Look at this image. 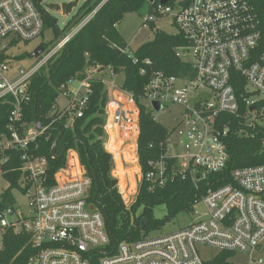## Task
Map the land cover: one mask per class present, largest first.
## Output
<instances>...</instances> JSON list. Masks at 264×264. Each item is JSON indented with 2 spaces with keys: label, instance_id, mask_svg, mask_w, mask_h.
Here are the masks:
<instances>
[{
  "label": "built area",
  "instance_id": "2783aa9c",
  "mask_svg": "<svg viewBox=\"0 0 264 264\" xmlns=\"http://www.w3.org/2000/svg\"><path fill=\"white\" fill-rule=\"evenodd\" d=\"M157 1L142 16V24L170 17L186 41L176 48V56L190 69L176 76L153 69L150 60L142 62L140 74L148 79L140 102L153 120L152 111L170 104L181 109L177 124L165 127L161 153L147 162V171L142 172L138 155L139 105L123 88L124 77L116 82L119 73L109 67H90L83 78L62 85L68 102L62 109L55 106L59 113L49 124L67 115L65 127H69L81 117L92 92L91 81L99 80L106 98L104 149L112 156V174L117 166L122 174L132 169L139 181L163 185L180 178L198 189L209 173L225 168L224 138L229 132L242 135L264 129V108L257 106L264 99V10H259V0H182L177 7L168 0ZM94 13L13 77L6 74L7 60H0V102L11 104L7 132L0 134V173L7 153L20 151L19 190L26 199L24 205L14 200L0 208V249L10 231L28 236L34 253L27 264H93L95 260L98 264H206L220 252L231 254L229 264H239L232 261L235 255H244L245 264H264V164L235 169L231 182L207 187L193 204L202 202L205 210L202 215L192 213L188 225L157 235L142 233L138 239L110 247L103 215L89 201L90 179L75 152L67 151L65 164L52 176L47 173V158L30 152L31 143L48 128L20 122L30 80ZM43 29L32 0H0V53L5 54L13 41L31 43ZM236 76L245 85L240 96L235 91ZM202 247L214 249L215 255L202 259Z\"/></svg>",
  "mask_w": 264,
  "mask_h": 264
},
{
  "label": "trees",
  "instance_id": "16d2710c",
  "mask_svg": "<svg viewBox=\"0 0 264 264\" xmlns=\"http://www.w3.org/2000/svg\"><path fill=\"white\" fill-rule=\"evenodd\" d=\"M37 6L44 24V29L52 28L54 45L71 32L84 18L95 10L94 15L87 21L64 45L59 53L41 67L31 78L28 91L29 100L23 107L21 124L25 126L38 122L48 128L30 145L34 155L45 156L48 160L47 173L52 176L66 162L68 150L74 151L84 174L90 179L89 201L98 208L104 218L110 237V247L121 241H131L140 238L152 228L160 227L166 219H173L183 211H189L207 187H215L231 182V173L235 169L264 164V129H256L252 133L237 135L229 132L225 136L228 154L225 168L217 173H209L207 180L196 189L190 181L180 178L167 180L163 185L152 184L142 179L137 187L133 203L127 207L118 189V180L112 175V156L104 149L105 136L104 104L105 93L99 80L91 81V94L81 117H75L69 127H65L67 115L49 124L59 112L54 111L56 99L62 94L61 86L71 79H81L85 70L99 66L100 69L111 68L115 73L124 74L123 88L130 91L139 105V136L138 155L142 172L148 169L147 162L155 159L161 153L159 143L166 136L165 127L157 123L140 102L147 75L140 74L144 60H150L153 69L162 70L170 75L186 74L189 65L176 56V48L186 44L180 33L167 34L155 31L153 38L129 53L126 43L118 33L116 26L127 12L140 13L151 11L158 1L147 0H85L80 11L73 15L62 29L56 27L57 19L42 5L43 0H32ZM74 1L49 4L52 10L69 13L76 5ZM173 0H168L171 4ZM257 6L264 10V0H259ZM153 26L154 22L149 23ZM43 34V33H42ZM52 42V41H51ZM49 42V43H51ZM13 41L9 46L17 45ZM44 49L50 46L41 42ZM22 54L20 57H25ZM5 59L4 52L0 60ZM134 59L137 61L135 62ZM148 69V67L146 66ZM237 79V82H236ZM235 91L238 96L243 92L244 81L235 77ZM258 107L264 108V99L257 102ZM9 102H0V134L6 133ZM35 114V118H34ZM250 132V131H249ZM56 144L55 156L50 154L53 144ZM21 152L11 150L7 153L8 161L1 165L2 176L8 181L7 189L0 193V208L14 203L12 188H20ZM72 157V162L75 163ZM164 205L166 216L156 219L152 215L153 207ZM139 210V211H138ZM147 218L146 225L140 226L141 219ZM34 249L29 244L26 234H14L8 231L3 238L0 249V264H27ZM229 252H220L206 264H229ZM97 258V256H96ZM93 264H98L95 260Z\"/></svg>",
  "mask_w": 264,
  "mask_h": 264
},
{
  "label": "rangeland",
  "instance_id": "374dc122",
  "mask_svg": "<svg viewBox=\"0 0 264 264\" xmlns=\"http://www.w3.org/2000/svg\"><path fill=\"white\" fill-rule=\"evenodd\" d=\"M74 1V0H43V4L46 9L53 15L56 21V27L62 29L64 25L71 20L74 14L80 11L82 4L85 0H77L75 2V6L71 9L69 13H63L61 10H52L49 8V4L56 3L61 5L62 3ZM182 0H173L174 7L178 6V3ZM146 13L145 10L140 13L127 12L124 14L122 20L117 24L116 29L118 33L121 35L123 41L127 45V51L133 52L142 44L150 41L155 31H162L167 34H176L177 27L173 20L170 17H162L154 22L153 26H149V24H142V16ZM54 32L52 28L43 30V34L33 40L29 44L19 43L15 46H8L5 51V60H7L9 64V71L6 73L8 77H13V74L16 73L19 69L28 68L33 64L34 59H30L27 56L20 57L22 54L30 53L36 46H38L41 42L54 45ZM52 41V42H51ZM51 42V43H49ZM124 74L123 72L117 74L115 76V81L121 83L123 80ZM75 83L68 86H74ZM67 99L63 95V93L59 94L56 99V109H62L67 105ZM181 109L177 105L170 104L165 106V108L161 111H152L154 120L166 128H173L177 124V120L179 119ZM76 154V153H74ZM77 155V154H76ZM78 157V156H77ZM68 158L70 159V155L68 154ZM131 169V168H130ZM132 170V169H131ZM125 171L124 174L119 171V167L116 166L114 169V173L112 174L117 178L119 187V191L121 192L123 199H125L124 203L127 207H129L133 200L135 199V195L137 193V187L139 184L138 176H134L133 170ZM132 173V174H131ZM123 177V178H121ZM9 186L8 181L2 176L0 173V193L7 189ZM126 191V192H125ZM11 193L13 194L14 200L20 205H24L26 203V199L23 196L22 192L18 188H12ZM205 210V207L202 202H198L195 204L189 211H183L177 214L173 219H166L160 227L152 228L148 231L149 235H157L159 233L171 232L180 227H184L188 225L192 220V213H199L202 215ZM139 211V210H138ZM152 215L156 219H164L166 216V209L164 205H157L152 209ZM216 251L214 249H210L207 247H202L200 249L201 258L206 260L214 256ZM233 263L245 264L246 257L244 255H235L232 258Z\"/></svg>",
  "mask_w": 264,
  "mask_h": 264
},
{
  "label": "water",
  "instance_id": "95a60500",
  "mask_svg": "<svg viewBox=\"0 0 264 264\" xmlns=\"http://www.w3.org/2000/svg\"><path fill=\"white\" fill-rule=\"evenodd\" d=\"M147 1L148 2H153L154 0H147ZM166 2H167V0H160L161 4H166ZM43 50H44L43 46L42 45H38L30 53L26 54V56L28 58H30V59H33V58L37 57L38 55H40L43 52ZM154 105H155L156 110H158L159 109L158 104L155 103ZM34 118H35V114H34ZM35 125L38 126V127L40 126L38 124V122H36V120H35ZM55 151H56V144L54 143L52 148H51V151H50V154H51L52 157L55 156ZM168 220H170V219H168ZM146 222H147V218H145V217L142 218L140 226L144 227L146 225Z\"/></svg>",
  "mask_w": 264,
  "mask_h": 264
},
{
  "label": "crops",
  "instance_id": "0c3cea01",
  "mask_svg": "<svg viewBox=\"0 0 264 264\" xmlns=\"http://www.w3.org/2000/svg\"><path fill=\"white\" fill-rule=\"evenodd\" d=\"M104 132H105V136H104V140H103V145H105V143H106V129H104Z\"/></svg>",
  "mask_w": 264,
  "mask_h": 264
},
{
  "label": "bare ground",
  "instance_id": "6f19581e",
  "mask_svg": "<svg viewBox=\"0 0 264 264\" xmlns=\"http://www.w3.org/2000/svg\"><path fill=\"white\" fill-rule=\"evenodd\" d=\"M122 173V172H121ZM126 174V173H125ZM132 174V173H131ZM126 192V191H125Z\"/></svg>",
  "mask_w": 264,
  "mask_h": 264
}]
</instances>
